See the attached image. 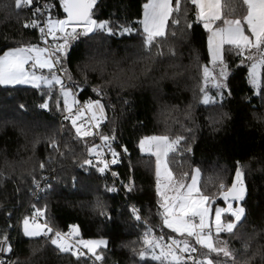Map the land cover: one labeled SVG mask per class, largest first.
Instances as JSON below:
<instances>
[{
    "label": "trees",
    "instance_id": "1",
    "mask_svg": "<svg viewBox=\"0 0 264 264\" xmlns=\"http://www.w3.org/2000/svg\"><path fill=\"white\" fill-rule=\"evenodd\" d=\"M146 1L96 0L92 18L109 21L115 34L96 30L84 36L77 30L76 38L70 36L60 54L58 67L66 71L58 74L78 102L98 100L104 107L102 134L113 138L117 162L103 172L95 152L96 136H78L70 122L73 117L59 120L65 108L59 85L0 84V239L6 235L12 249L4 264H161L139 255L145 250L146 228L156 237L158 229L168 232L161 221L155 156L138 147L147 135L185 137L186 143L167 156L168 166L175 178L183 177L186 183L198 168L199 190L212 204L222 202L219 195L234 181L236 162H240L246 193L239 202L246 217L234 236L225 233L218 239L237 250V264H246L256 252L252 264H264V82L255 92L248 82L246 59L248 52H258L241 56L235 46L225 45L223 99L205 105L200 102V89L215 90L203 83L201 70L219 65L209 59L208 30L197 19L196 7L190 0H180L179 11H173L166 22L165 36L148 47L140 23ZM171 3L175 8V0ZM44 5L48 8L33 16ZM245 12L242 0H222L223 18L242 17ZM45 13L65 17L60 0H34L31 7L19 9L15 0H0V54L42 43L41 26L24 25ZM173 20L179 23L174 25ZM220 26L223 20L213 25ZM262 72L264 80V65ZM45 101L48 107L42 108ZM222 113L227 116L211 122ZM43 180L47 186L34 198L35 187ZM111 186L115 193L109 192ZM39 211L41 221L53 231L25 236L20 222ZM70 226H77L78 234ZM68 229L74 233L75 244L71 251L61 252L51 238ZM81 239L106 241L97 249L103 260L91 262L88 256L73 255L81 248L87 251L78 244ZM245 241L250 244L247 253L242 252ZM206 254L197 246V259ZM210 256L224 264L222 255Z\"/></svg>",
    "mask_w": 264,
    "mask_h": 264
},
{
    "label": "snow or ice",
    "instance_id": "2",
    "mask_svg": "<svg viewBox=\"0 0 264 264\" xmlns=\"http://www.w3.org/2000/svg\"><path fill=\"white\" fill-rule=\"evenodd\" d=\"M33 2L34 0H15V5L17 8L23 6L31 7ZM190 2L197 9V19L204 22V28L210 33L208 36V50L212 64L219 65V77L225 78L227 76V66L224 64L221 54L222 47L227 44L235 46L238 50V55L241 56L246 51L254 50L259 53V60L251 54L246 57V59L252 61L251 67L249 68V81L253 85H257L259 81L258 66L264 65V0H242L243 5L246 6V14L234 19L222 17L221 0H190ZM95 3L96 0H60V5L64 13H66L64 19H53L49 16L44 21V27H39L40 21L37 19L25 22V27H39L40 35L44 43H48L47 36H51L53 41H56L58 39V33L64 34L63 37H60L64 39V43H57L52 48L29 45L4 51L3 55H0V84L31 83L37 88L40 87V82L45 83L49 87L54 84L59 85L61 93L64 96L65 109L70 111L71 109L68 103L70 92L64 85L61 76L57 74L58 71H66L62 65L57 69V65L61 63L60 54L65 50L68 42L67 36L71 35L73 38H76L77 28L82 29V32L79 34L84 36L96 30H106L108 33L115 34L113 28L110 27L109 21H96L92 18L91 10ZM47 8L48 5H44L43 9L37 7L33 12V16ZM143 9L144 16L140 23H142L144 33H146L144 45L151 47L156 38L165 36L166 22L173 11H179L180 0H175V8L172 7L171 0H147V3L143 5ZM219 20H223V26L213 28V25ZM172 23L175 25L179 22L173 20ZM68 28H71L70 33L66 31ZM122 31L128 32L131 30L123 28ZM172 54L174 55V52ZM29 64H31V68L33 69L31 72L26 68V65ZM37 68L47 69L50 78L37 76L34 71ZM68 78L71 79L70 76ZM203 78L206 83L211 80L212 86L217 89V95L223 99V92L221 90L226 85H224L222 79H218L210 71L208 66L203 67ZM94 90L99 91V89ZM200 92L203 94L201 103L209 105L216 102L215 97L208 95L206 88L202 87ZM93 105L97 107L101 116H103V105L97 100L90 103L88 108L91 109ZM41 107L47 108L48 102L45 101ZM226 116V113H222L219 117L211 119V122L215 123L217 120ZM68 118L65 117V119ZM72 124L76 127L78 136L91 135L90 131H83L81 127L77 126L75 117L72 118ZM102 139L107 142L109 137L104 136ZM182 142L186 143L185 137L183 136H177L175 139H170L168 136H151L142 138L139 146L142 152H152L153 147L156 149L154 153L156 156V191L158 196L161 197L159 207L163 210L160 213L163 217V225L181 236L193 238L195 245L206 249L208 254L204 255L201 259H197L194 255L197 252V248L190 243L189 239L185 238L180 240L170 237L165 244L163 243L164 237L152 235V229L148 227L145 230L143 238L145 250L140 251L139 255L144 257L146 251L150 249L153 253L152 258L160 261L161 264H188L189 261L192 264H217V261L210 256L211 253H215L217 257L221 255L224 257V264H237V250L230 248L228 241L218 238L221 234L225 233L229 236H234L236 234L235 230L243 223L246 217V210L242 206H239V201L244 199L246 193L243 180V166L239 161L236 162V174L232 186L227 192L221 193L225 201H228L229 197L237 201V206L233 208L232 204L229 203L226 209L219 207L215 209L214 236L213 225L208 219L209 208L205 205V201L209 198L203 195L197 188L200 170L198 168L194 169L191 176V183H186L183 177L175 178L168 166L167 156L169 153L177 152L178 146ZM52 146L58 148L55 141L52 142ZM125 151H127L126 148ZM186 151L190 152L191 148L189 147ZM116 155L117 153L113 151V156ZM116 162L115 159L112 161V163ZM85 163L90 162L85 161ZM40 167L44 168V164L41 163ZM105 167H107L106 162ZM104 170L103 167L99 169L101 172ZM187 175L185 173L184 177ZM161 177H163V180ZM33 183L37 182L33 180ZM223 187L221 185V188ZM109 191H112V189H109ZM226 212L232 217L231 220L225 221L222 219V214ZM133 213H136V209L134 208ZM197 218L199 223H196ZM136 219L140 220V216L136 215ZM70 227L75 234H78L77 226ZM44 228H47V226L42 227L39 224H30L29 217H25L23 220V234L25 236H39L44 231ZM52 231L51 228H47V232ZM3 240L5 246L0 250L10 252L12 249L11 245L7 242L8 237L5 235ZM51 244L57 246L61 252L72 250V246L66 244V235H62L60 232H56L51 238ZM78 244L83 245L96 261L103 260L102 254H98L97 249L101 245H106V241L81 239L78 241ZM249 247V242L245 241L242 244V252L247 253ZM157 249L159 250L158 254ZM258 254L259 252H256L248 257L246 264H252V261ZM73 255L79 257L84 255V253L73 251ZM0 264H4V261H0Z\"/></svg>",
    "mask_w": 264,
    "mask_h": 264
},
{
    "label": "rangeland",
    "instance_id": "3",
    "mask_svg": "<svg viewBox=\"0 0 264 264\" xmlns=\"http://www.w3.org/2000/svg\"><path fill=\"white\" fill-rule=\"evenodd\" d=\"M44 16H45V19H47V18H48L49 16H51V15H50L49 13H45ZM143 16H144V10H143V13H142V16H141L140 21L143 20ZM51 17H52V16H51ZM52 18H53V19H64L65 17H60V18L52 17ZM141 28H142V30H143V25H142V23H141ZM165 29H166V26H165ZM77 30L82 31V29H80V28H77ZM66 31L70 33V32H71V28H68ZM143 31H144V30H143ZM145 34H146V33H145ZM57 36H58V39H60V37H63L64 34H63V33H58ZM70 36H71V35L67 36V41L70 39ZM47 39L49 40V42H50L51 44H52V43H56V42H58V39H57L56 41H53V39H52L51 36H48ZM61 39H62L61 42L64 43V39H63V38H61ZM67 43H68V42H67ZM36 45H38L39 47H47V46H46V43H44V40H43L42 43H38V44H36ZM15 48H17V47H15ZM9 49H11V48H9ZM7 50H8V49H7ZM3 53H4V52H3ZM3 53L0 54V55H3ZM248 53H249V54H252L251 52H248ZM253 54H254V52H253ZM253 54H252V55H253ZM247 56H248V55H247ZM254 56H255V58H256L257 60L260 59V55H259V53H255ZM248 63H249V64H248V82H249V84L252 86V88L255 90V92H257V91L259 90L261 84H262L261 82H262V81L264 82L263 77H262V76H263V75H262V74H263V72H262V65L258 66V69H257V70H258V73H259V81H258V84H257V85H253V84L250 83V81H249V68L251 67L252 61L248 60ZM26 68H27L30 72L33 71V69L31 68V64L26 65ZM208 68L210 69V71L213 72L214 75L217 76L218 79H222V78L219 77V70H220L219 67L215 68V66H214V67H209V66H208ZM34 71H35V74H36L37 76H44V77H49V78H50L49 71H48L47 69H39V68H37V69H35ZM57 74H58V72H57ZM58 75H60V74H58ZM60 76H61V75H60ZM200 76H201V78H202L203 83H204L206 86H208L209 89H210V88H213V89L215 90V92L207 91V92H208V95L215 97L216 100L220 99V96L217 95V89H216L215 87L212 86V82H211V80H209L207 83L205 82V80H204V78H203V69L201 70ZM61 79H62V76H61ZM222 82L224 83L223 79H222ZM1 85H7V86H34V85L31 84V83L1 84ZM40 85H44V86H45L46 84L43 83V82H40ZM46 86H47V85H46ZM66 88H67V89L69 90V92H70V94H69V96H68V103H69L70 107H72V106H74V105L78 102L79 99H78L77 95L74 93V91H73L70 87H66ZM221 91H222V90H221ZM62 97H63V99H64V96H63V95H62ZM201 100H202V98H201ZM83 103H84V106L87 108V111L90 113L91 117H92L94 120H95L96 118H98L99 115H101L100 113H98V112H96V111L94 110V105L92 106L91 109L88 108V105H89L90 103H92V102H90V101H88V100H85V101H83ZM76 120H77V118H76ZM70 122L72 123V118L70 119ZM77 126L81 127V129H82V126H81L78 122H77ZM75 129H76V127H75ZM151 136H159V135H147V136H143L142 138H144V137H151ZM142 138H141V139H142ZM141 139H140V140H141ZM139 142H140V141H139ZM138 147H139L140 152H142L141 149H140L139 144H138ZM155 151H156V149H155V147H153L152 152H142V153H148V154H153V155H154ZM154 156H155V155H154ZM99 162L101 163V167L104 168V167H105V162H102V161H99ZM155 163H156V156H155ZM191 176H192V175H191ZM161 179L163 180V177H161ZM234 179H235V177H234ZM198 182H199V176H198V180H197V188L199 189V187H198ZM188 183H191V178H190V180H189ZM170 194H171V193H170ZM159 197H160V196H159ZM160 198H161V197H160ZM219 198H221L222 202L212 204V201H210V202H209L208 200L205 201V205L209 208V215H208V219H209V221H210V220H212V221L215 220V209H216V208L219 207V208L226 209V208L228 207V204H229V203L232 204L233 208H235V207L237 206V201H235V200H228V201H225V199H224V197H223L222 195H219ZM239 206H241L240 202H239ZM226 218H227V219H226ZM222 219H225L226 221H228V220H231L232 217L230 216L229 213L226 212V213H223V214H222ZM23 220H24V218H23L22 221L20 222V230H21L22 233H23ZM161 221H162V226L166 229V231H168L167 233H169V232L173 233V234L176 236V239L183 240V239L187 238V237L181 236V235L178 234V233L173 232L171 229H168L166 226H164V225H163V217H162V220H161ZM29 223L32 224V217H29ZM34 223H35V224H39V225H41L42 227L46 225L44 222H42V221H40V220H38V221H36V222H34ZM198 223H199V222H198ZM46 226H47V225H46ZM47 228H49V227L47 226ZM47 228H44V231H42L40 235H42V234H49L50 232H47ZM213 234L215 235L214 230H213ZM27 237H28V236H27ZM187 239H189L190 243H192L193 245H195V242H194V239H193V238H187ZM97 240H101V239H97ZM163 243L166 244L167 242L163 241ZM196 246L200 247L199 245H196ZM158 252H159V250L157 249V254H158ZM152 256H153V253H152V251L149 249V250L146 251L144 257H148V258L153 259Z\"/></svg>",
    "mask_w": 264,
    "mask_h": 264
},
{
    "label": "built area",
    "instance_id": "4",
    "mask_svg": "<svg viewBox=\"0 0 264 264\" xmlns=\"http://www.w3.org/2000/svg\"><path fill=\"white\" fill-rule=\"evenodd\" d=\"M40 21V26L44 27V21L46 20L44 16L40 17L38 19ZM45 31H47V29H45ZM48 37V36H47ZM46 37V39H47ZM42 42V38L40 39ZM48 43L46 44L47 47L52 48L56 43H50L49 40L47 39ZM57 69H59L58 65H57ZM59 72V71H58ZM70 111L64 108V111L61 113L59 120L63 121L66 120L65 117H74V116H78L81 126H82V130L83 131H90L91 135L96 136L97 138V143L95 146V152L97 154V160L102 161V162H106L107 166L112 165V161L115 159V157L113 156V151H112V145H113V138L109 137V140L106 142L102 139V137H104V135L102 134V128H103V123H104V115L101 116L99 115L98 118H96L95 120L91 117L90 113L87 111V108L84 106L83 102H77L74 106L70 107ZM47 186V183L45 182V180H43L42 182H39L36 187H35V192L33 194V197L36 198L38 196V194L40 192H42ZM109 189H112V191H109L110 193H115L116 189L111 186L109 187ZM43 214L42 211L37 212L36 214H34L32 216V223L42 219ZM225 220V219H223ZM226 221V220H225ZM199 220L198 218L196 219V223H198ZM210 223H212L213 225V230H214V221L210 220ZM62 235H66V244L67 245H73L75 244V237H74V233L71 230H66L64 232H60ZM158 234L159 237L163 236L164 240L166 242H168V239L171 237L173 239H176V236L173 233H167L164 234L162 233L159 229H158ZM5 246L4 244V240L0 239V249H2ZM196 248L197 246L194 245ZM73 249V248H72ZM80 252H83L84 255L82 256H88L90 261L93 262L95 259L90 257L89 253L87 251H85L84 249H80ZM11 255V251L10 252H3L2 250H0V261H4V263L6 262V260L9 258V256ZM195 255V254H194Z\"/></svg>",
    "mask_w": 264,
    "mask_h": 264
},
{
    "label": "crops",
    "instance_id": "5",
    "mask_svg": "<svg viewBox=\"0 0 264 264\" xmlns=\"http://www.w3.org/2000/svg\"><path fill=\"white\" fill-rule=\"evenodd\" d=\"M146 3H147V1H146ZM221 4H222V0H221ZM144 10V9H143ZM245 14H246V12H245ZM220 27H222V26H220ZM213 28H216V27H213ZM246 28V27H245ZM246 34H247V31H246ZM210 35V33H209V31H208V35H207V51H208V56H209V59L211 60V56H210V54H209V50H208V36ZM225 45H227V44H225ZM224 45V46H225ZM224 46L222 47V57H223V52H224ZM101 104V103H100ZM94 110L96 111V112H98V113H100L99 111H98V109H97V107L94 105ZM104 112V111H103ZM101 114V113H100Z\"/></svg>",
    "mask_w": 264,
    "mask_h": 264
},
{
    "label": "water",
    "instance_id": "6",
    "mask_svg": "<svg viewBox=\"0 0 264 264\" xmlns=\"http://www.w3.org/2000/svg\"><path fill=\"white\" fill-rule=\"evenodd\" d=\"M93 7H94V5H93ZM15 8L16 9H19V8H17L16 7V5H15ZM61 9H62V11H63V8H62V6H61ZM93 9V8H92ZM92 11V10H91ZM63 13H64V11H63ZM64 15H65V17H66V13H64ZM68 50H69V48H68ZM232 183H233V181H232ZM232 183L230 184V186L227 188V190H225V192H227L228 191V189L232 186ZM229 200H233L231 197H229Z\"/></svg>",
    "mask_w": 264,
    "mask_h": 264
}]
</instances>
